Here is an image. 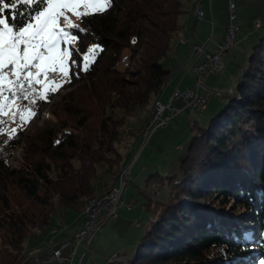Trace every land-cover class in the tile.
Listing matches in <instances>:
<instances>
[{
	"label": "trees",
	"instance_id": "1",
	"mask_svg": "<svg viewBox=\"0 0 264 264\" xmlns=\"http://www.w3.org/2000/svg\"><path fill=\"white\" fill-rule=\"evenodd\" d=\"M186 1L114 0L104 13L80 17L69 28L77 40L69 79L30 107L34 129L0 124L12 136L0 145V264H23L25 241L48 225L55 204L82 215L89 200L115 186L124 168L116 144L139 133L146 118L136 131L129 119L151 108L169 81L163 60ZM22 10L12 23L36 8ZM256 28L235 87L219 98L228 95L226 105L205 128L192 123L198 131L179 175H149L130 194L131 208H121L140 207L148 218L116 215L103 223L114 221L97 244L106 264H264V22ZM9 148L21 149L17 168Z\"/></svg>",
	"mask_w": 264,
	"mask_h": 264
},
{
	"label": "rangeland",
	"instance_id": "2",
	"mask_svg": "<svg viewBox=\"0 0 264 264\" xmlns=\"http://www.w3.org/2000/svg\"><path fill=\"white\" fill-rule=\"evenodd\" d=\"M227 1L228 0H212L211 15L208 13H205L203 15V13L199 9L196 10V18L199 19V21H197V19L195 20L193 17L190 24V29L192 30V28L196 27V33H198V31L202 27V20H206L205 28L202 29L205 33L204 35L206 41L204 42V40L201 39L199 41L200 43H202L198 45H209L211 39H213L210 38V36H212L214 26L215 39L217 40L219 35L222 34V29L227 23ZM234 1L236 4L237 14L241 21L240 31L236 35L235 44L233 45V47L222 55V58L225 62L224 69L219 73L210 75L205 82L206 85L210 86L209 80L215 79L219 81L220 84L216 83L214 87H210L219 88L223 92H226L229 87H235L240 71L246 64L250 46L255 38H257V35L261 33L260 28H256V20H259V22L261 21V23L264 22V0ZM78 11H87L88 13L94 12L91 9H85L83 7L78 9ZM197 12H201V15L198 16ZM65 15L68 18L67 21L63 17H61L58 23L60 26L65 27L66 30L69 31L70 25L72 24H79L80 17L76 16L71 11L65 10ZM261 23H258V25H260ZM181 39L185 38H180V43H182ZM76 41V36L70 34L69 39H67L65 43L61 44V48L66 49L70 53L71 48L76 45ZM190 43L197 44L191 39H185V42L182 44H186L189 47ZM207 51L210 52L212 50L207 49ZM129 53V50L125 49L122 52V57H128ZM69 57L66 60V67L68 69L66 75L61 74L58 71L52 78L41 77L42 81L48 83L49 85L56 86V91H58L59 88L69 79ZM123 58L118 64L119 69L122 68L124 64ZM137 60L138 58L136 59V61ZM187 60H189L190 62L189 57H187ZM167 63L168 60H163V65L165 67L168 66ZM34 86L36 87L35 89L37 92L43 91L42 84L34 83ZM167 87H165L164 93L160 97V101L158 97L157 100L159 102H167L168 99L165 102L166 96L168 94ZM228 99V95H224L219 100L215 97H211L207 102V109L203 111L202 114H200L198 110L185 109L182 113L172 117L167 126L155 130L144 145L143 142L139 144L141 130L139 131V137L137 140H135V142L134 137L136 136V133L134 135H124L123 139L118 142L116 146L119 153L121 154L123 167L129 169V175L126 178V187L123 189L120 195V199L125 202L129 201L130 194L142 189L144 180L151 174L157 172L161 176H168L172 174L179 175V162L184 157L191 138L198 131L197 129L191 130L192 123L194 121H197L199 127L205 128L209 122V119L212 118L219 111V109L226 105ZM178 104H180V102H178ZM30 110L32 112H35V110L32 108H30ZM149 110L150 105L142 112H136L135 115L129 119L127 127H129L131 131H136V128L140 127L141 122L143 124V121L147 117ZM6 111H12V105L11 108L6 109ZM15 112H19L20 115L23 114L26 119L24 121L20 120L17 123H12L10 126L11 131L12 129H15V131H17L21 129L22 126H25L28 131L34 129L35 125L38 123L37 115L28 117L27 112H22V109L20 108H16ZM130 145H132V147L128 148ZM21 161V149L20 153L17 149L16 156L13 157L9 162L12 164V166H16L17 168ZM102 172L103 171L101 170L99 173L102 174ZM115 187L120 188V184L118 181L116 182ZM157 199H164V195L158 194ZM126 214L132 217V219L134 217V219L139 223H142L145 219L148 218V215L143 213L140 207H135L129 213L124 209H118L116 212L118 218ZM81 220V214L70 210H63L55 204L53 206L48 225L45 226L42 230H35L33 233V236L35 237L32 236L25 241V259L23 264H58L56 261L49 260L48 258V252L51 249V240L55 238L57 242H65L68 238L72 237ZM112 222H114L112 219L108 220L103 225L101 233L99 235H96L90 244L87 245L83 242L81 246L78 247V254L75 257L76 261L78 257L84 255V258L82 259L80 264H106V262L104 261V257L99 255L97 244L104 240L103 234L109 230V226ZM51 229H55L54 233H51ZM73 248L74 241H71L67 245V248L63 249L62 254H70Z\"/></svg>",
	"mask_w": 264,
	"mask_h": 264
},
{
	"label": "snow or ice",
	"instance_id": "3",
	"mask_svg": "<svg viewBox=\"0 0 264 264\" xmlns=\"http://www.w3.org/2000/svg\"><path fill=\"white\" fill-rule=\"evenodd\" d=\"M113 2L114 0H0V115L8 114L6 109L11 108L17 97H31L30 104L35 105L37 97L44 100L49 91L57 90L56 86L42 81L41 77L52 78L58 71L67 74L66 60L70 53L62 49L61 44L69 39L70 33L58 23L61 17L67 21L65 10L78 17H86L89 13L78 9L83 7L95 13H104ZM33 7L36 11L24 23H12L24 16L22 9ZM70 27L76 28V25L72 24ZM94 51L95 48L90 49V52ZM34 83L42 84L43 91L37 92L33 87ZM5 89L9 95H5ZM22 112H27L28 117L36 115L28 106ZM25 119L21 114L20 120ZM12 131L15 132V129Z\"/></svg>",
	"mask_w": 264,
	"mask_h": 264
},
{
	"label": "built area",
	"instance_id": "4",
	"mask_svg": "<svg viewBox=\"0 0 264 264\" xmlns=\"http://www.w3.org/2000/svg\"><path fill=\"white\" fill-rule=\"evenodd\" d=\"M197 15L200 16L201 12H197ZM240 28L241 21L236 11L235 1L228 0L227 23L224 27L222 39L215 42L210 52L207 51L208 44H189L188 57L192 60L193 84L182 90L175 88L166 103L157 102L152 110L149 125L144 129L143 136H140L139 144L142 142L145 144L155 130L167 126L172 117L182 113L185 109L198 110L201 113L205 110L211 97L219 99L225 93L218 88L206 85L205 82L210 75L219 73L224 69L225 62L222 55L233 47ZM184 42L185 39L182 43ZM33 87L36 88L34 84ZM18 98L12 104V111H16ZM128 174L129 169L125 167L118 178L120 188L111 185L87 211L82 212V220L70 240L74 241V248L71 253L68 255L62 254V250L67 247L70 241L62 242L51 247L48 252L49 260L56 261L58 264H79L82 261V256L78 257L77 261L75 260L78 247L83 242L87 245L90 244L95 235L102 231L105 220L116 217L118 209L131 208L132 204L120 199V195L125 188V178Z\"/></svg>",
	"mask_w": 264,
	"mask_h": 264
},
{
	"label": "crops",
	"instance_id": "5",
	"mask_svg": "<svg viewBox=\"0 0 264 264\" xmlns=\"http://www.w3.org/2000/svg\"><path fill=\"white\" fill-rule=\"evenodd\" d=\"M212 0H187L185 2V13L182 15L181 20H180V24L181 27L180 29L173 35L171 42H170V47L168 50V55H169V59H168V66L167 68L171 69V75L169 78V81L166 83V85L163 87V90L159 96V101H160V97L163 95L164 93V89L165 87H167V91L168 94L166 96L165 102L168 99V97L170 96V94L172 93V91L175 88H178L180 90L190 86L192 84V76H191V65H192V61L187 60L188 57V50L189 47L186 44H182L180 43L179 39L180 38H185L187 40L191 39L193 42L197 43V44H201L199 40H204V42L206 41L205 39V33L202 29L205 28L206 25V20H202V24H201V29L198 31V33H196V27L192 28V30L190 29V24L191 21L194 17V19L196 20L197 18H195V13L197 8L203 13V15L206 13L211 15V8H212ZM203 9V10H202ZM202 15V16H203ZM197 21H199V19H197ZM198 25V24H197ZM223 30L222 29V34H223ZM219 35L218 39L220 41L221 37L223 35ZM198 36V37H197ZM200 38V39H197ZM211 42L209 43L207 49L208 50H212L214 47V42L217 41L215 39V26L212 32V36H210ZM219 83V81L215 80V79H211L209 80V85L213 86ZM162 102V101H161ZM164 103V102H162ZM207 109V108H206ZM205 109V110H206ZM204 110V111H205ZM138 128V127H137ZM136 128V129H137ZM139 137V133L137 132L136 137H134V142L135 140H137ZM132 145H130L128 148H131ZM55 229H51V233H54ZM71 238H68L65 242L70 241ZM71 242V241H70ZM60 244V242H57L55 240V238L53 240H51V247L54 245ZM67 248V247H65ZM63 251V250H62ZM68 255V254H67ZM83 257V256H82Z\"/></svg>",
	"mask_w": 264,
	"mask_h": 264
},
{
	"label": "bare ground",
	"instance_id": "6",
	"mask_svg": "<svg viewBox=\"0 0 264 264\" xmlns=\"http://www.w3.org/2000/svg\"><path fill=\"white\" fill-rule=\"evenodd\" d=\"M258 23H260L259 22V20H256V24H258ZM184 39H181V42L183 41ZM5 91H7L6 89H5ZM5 95H9V93L8 92H5ZM38 98V97H37ZM30 100H31V98H28V99H24L23 97H19L18 98V105H17V107L18 106H20V108H23V107H25V106H28V107H32V105L30 104ZM157 102H159L158 100H155L154 102H153V104H152V106H151V108H150V110H149V112H148V115H147V119L145 120V123H144V125H143V127H142V129H141V134H140V136H143V131H144V129L145 128H147L148 127V125H149V122H150V119H151V117H152V110L154 109V107H155V105L157 104ZM19 120V113L18 112H15V111H10V112H8V114L7 115H0V121H3V123H0V124H6V125H10V124H12V123H15V122H17ZM12 139V136L11 135H5V134H3V133H0V145H3L4 143H6V142H9L10 140ZM139 140H140V137H139ZM144 145V144H143ZM8 151H11V152H13L12 153V155L8 158V162L9 161H11V159L13 158V157H15L16 156V154H17V149H11V148H9L8 149ZM10 163V162H9ZM11 164V163H10ZM14 165H15V163H14ZM123 170H125V168H123L121 171H120V173H119V175H118V178H119V176L122 174V172H123ZM109 189V188H108ZM107 189V190H108ZM101 195H99V196H97V197H95V198H92L91 200H89V202L87 203V205H86V207H85V209L83 210V211H87L89 208H90V206L91 205H93V203L96 201V200H98V197H100ZM81 262V261H80ZM80 264V263H79Z\"/></svg>",
	"mask_w": 264,
	"mask_h": 264
},
{
	"label": "water",
	"instance_id": "7",
	"mask_svg": "<svg viewBox=\"0 0 264 264\" xmlns=\"http://www.w3.org/2000/svg\"><path fill=\"white\" fill-rule=\"evenodd\" d=\"M197 9H198V8H197ZM195 18H196V14H195ZM162 90H163V87L160 88L159 93H158L157 97L155 98V100L158 99V97H159L160 93L162 92Z\"/></svg>",
	"mask_w": 264,
	"mask_h": 264
}]
</instances>
